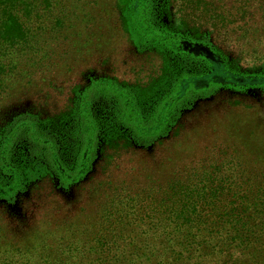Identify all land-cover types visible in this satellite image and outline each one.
<instances>
[{
	"label": "trees",
	"instance_id": "1",
	"mask_svg": "<svg viewBox=\"0 0 264 264\" xmlns=\"http://www.w3.org/2000/svg\"><path fill=\"white\" fill-rule=\"evenodd\" d=\"M98 1L95 19L86 14L72 19L75 0H0V88L22 74L27 87L34 79L52 82L57 73H72L63 69L71 54L58 58L56 46L64 49L63 35L79 25L90 37L97 30L95 51L101 46L98 54L110 58L114 70V62L130 52L160 62L146 85L82 73L60 111L39 123L7 124L0 144L5 183L0 182V264H238L239 253L243 259L244 253L253 256L259 240L264 245V139L249 134L248 122L227 121L223 139L218 126L204 131L202 141L209 135L213 147L205 144L203 157L162 180L138 186L140 177L129 176L115 185L109 175L118 159L151 155L160 147L168 149L171 160L195 155L196 135L187 134L184 120L200 104L210 105L213 117H227L246 104L251 111L258 106L264 118V101H243L264 99V0ZM76 38L68 41L75 52ZM84 52L94 54L90 47ZM183 59L207 68L193 73L180 65ZM104 61L98 58L89 68ZM212 63L217 74L206 79ZM193 78L204 83L197 86ZM49 87L54 85L40 92ZM191 91L203 96L175 113ZM24 150L28 162L15 157ZM100 162L105 179L95 191L92 180H101L95 178ZM130 162L125 172L134 175L138 171ZM45 189L66 211L73 197L77 203L101 198L93 218L102 232L89 237L84 224L76 226L82 215L88 217L82 205L76 209L81 214L62 218L61 229L51 221L28 227L26 215L47 213ZM59 206L49 219L60 214ZM42 231L31 240L32 233Z\"/></svg>",
	"mask_w": 264,
	"mask_h": 264
},
{
	"label": "rangeland",
	"instance_id": "2",
	"mask_svg": "<svg viewBox=\"0 0 264 264\" xmlns=\"http://www.w3.org/2000/svg\"><path fill=\"white\" fill-rule=\"evenodd\" d=\"M96 0H75L74 5L72 8H74L75 13H72L70 15V18L74 19L76 18L79 14L80 15H88V17L94 18V14L96 11V7L94 8ZM102 2H108L107 0H101ZM100 3V0L98 1ZM97 3V4H99ZM104 3H101L103 5ZM71 8V9H72ZM79 11V12H77ZM78 14V15H77ZM95 19V18H94ZM94 28H96L97 23L93 22ZM85 26H78V28H73L67 33L63 35L64 41V46H67L63 48H58L55 43L54 46H56L57 50V55L58 58L66 57L68 59L69 55L71 54V57L66 60L65 65L63 66V69L65 67H70V70L72 73L70 74H59L57 73L55 75V81L48 82L43 79H34V82L30 86H25V79H22V74L21 76L17 77L16 79H12L10 81L4 82V84L1 85L0 88V144L2 145L3 141H6L5 136L8 133V127L7 124L13 120L18 119H24L28 121H33L36 123H39V120L41 118H45L48 115H51V113H57L60 111L65 102V98L69 96L70 90H68L70 85H76L79 84L82 81L81 74L85 73L87 74V77H109L112 78L116 77L115 79L118 80L119 82H125L128 83L129 85H135V84H141V85H146L147 83L151 82V78L156 75V71L158 66L160 65V62L157 60H152V56H139L135 55L133 53H127L126 59L124 61H116L114 62L115 67H117V70H114L112 65L110 64L111 60L110 58H104L103 54H98L101 49V46H98L96 51L95 48L97 46V42L99 43L100 41L97 39L98 37V32L96 30V36L90 37L88 32L84 30ZM92 31V30H91ZM79 32L80 33V39L77 37L76 34ZM74 35V37L79 40L78 46L75 48L77 49V52L73 51L72 46L70 43H68L69 39ZM89 36V37H88ZM61 39V38H60ZM90 40V42H89ZM87 42V43H86ZM60 43V41H59ZM91 48L92 51H94V54H90V52H84L87 48ZM195 48V47H194ZM198 50V48H195ZM207 52H205L206 55ZM207 57L212 60L208 55ZM100 58L101 60H105L102 64L98 62L97 64H93L91 68H89L90 64L93 63V61L97 60ZM128 61H130V65L128 64ZM184 63L181 62L180 65H184L187 67L189 65L190 70L193 73H198L201 72L202 69H206L207 67L205 65H202V63L199 61H191L187 62L184 60ZM245 61H251V59L245 58ZM123 62V63H121ZM250 67V66H248ZM21 69H25L24 66H21ZM63 69L59 70V72H63ZM188 73L189 70L187 71ZM217 74L213 70V63L210 71L208 72V75L204 76V78H210L213 79V77ZM66 76V77H64ZM195 85L199 86L203 84L204 79H197L193 78ZM48 83H52L54 85L53 88L49 87V89H46L45 92H40L41 89H44ZM200 96H203V94H200L195 91H191L190 94L187 97H184L175 107V113L177 112L178 109H186L190 106L192 102H194L197 98ZM239 98H242L240 96H237ZM100 96H96L95 100H100ZM244 103L251 102L254 105L259 104L261 101H264V99H254V100H243ZM196 103V102H195ZM194 103V104H195ZM96 105V107L99 108V110L102 108V105H98L94 101L93 108ZM148 106V105H147ZM210 105L206 104H200L197 106L195 112L192 115L186 116V119L184 120L185 124L188 126V133L187 134H192L196 135V141H195V146L194 148V153L195 155H183L182 160H171L170 155L168 154V149H165V147H160L158 149H154V152L151 155H147V153L144 154H137L136 156H133L132 158H126L125 156L123 158L118 159L116 163L113 164V167L111 168V173H110V178L115 182V185H118L121 183L122 180L127 179L130 180L131 176L133 179L140 177L138 179L139 185H142L144 183H149L150 181L154 180L155 178L158 179H163L164 177H167L171 172L176 169H178L180 166L183 165H189L193 160H199L200 157H203V155L208 152L207 150H202L204 145L207 144L209 146L213 147V143L216 142L214 139H212L209 135L206 136L205 143L202 141V137L204 134V131L208 130L209 128L212 130L213 127H219V131L222 133V136L220 137L221 139L226 138V129L229 127V124L227 121L230 120L231 122L235 123H242L244 121L248 122L250 125L249 129V134L250 135H255V132L257 133V136L260 139H264V118L260 120L259 114L261 113V110L259 109L258 106L255 107L254 111H251L248 109V106H240L238 109H233L231 111V115L227 117H213V114L211 112L212 109L209 107ZM213 106V104H212ZM150 108L147 109L149 111ZM208 114L209 116H206ZM149 115V113H148ZM39 119V120H38ZM192 131V132H191ZM208 134V133H207ZM191 138V136H189ZM184 142V140H183ZM143 143H149L148 141H144ZM0 145V146H1ZM172 144L168 145V148L171 147ZM19 154V155H18ZM16 158H22L25 162L30 161L29 155L23 151V154H20L19 152L15 153ZM131 160V164L134 165L137 169V173L134 175H131V173L128 175L125 171L127 169L128 162ZM159 162H162L159 164ZM26 164V163H24ZM159 164V165H158ZM163 164V166H161ZM158 165L159 167H156ZM104 163H96L95 168H96V177L101 179L100 181L94 179L92 180V187L96 191V184L100 183L105 179V168H104ZM120 168L121 170L118 171ZM1 174V173H0ZM107 175V173H106ZM152 176V177H151ZM8 179V178H5ZM3 175L0 177V182L4 183L3 181ZM9 181H11L9 179ZM5 184V183H4ZM99 190V188L97 189ZM40 195V193L36 192L35 195ZM42 194H46V198H44V201H46V207H47V213L46 212H40L42 215L39 216H33V215H26L25 216V221L26 225L28 227H37V225H42L46 226L48 222L51 221V225L55 226L56 228H62L66 223L62 218L64 219V216L67 215L70 217H74L80 213L76 212L77 207H84L85 208V213H88L85 218V215H82L81 218L78 220L79 222L76 226H81L85 227L86 232L89 233V237L96 234H100L102 232V229L99 230L100 224L98 220L95 217L94 214L97 212V205L101 198L96 199L88 202H78L80 200H73L70 199V210L66 211L64 210L66 206H64V203L58 199H55L54 197H50L49 191L47 189L42 191ZM35 199V197H34ZM29 202L26 201L24 202V206L28 205ZM22 205V208H23ZM59 206L57 209L61 210L60 214L58 216H52L51 219H49V216L47 215L49 212H52L55 210L56 206ZM82 205V206H81ZM96 208V211H95ZM65 211V212H64ZM77 220V219H76ZM88 222L93 223L92 227L89 226ZM44 233L43 231L40 233H32L31 237L33 240L35 237H37L39 234ZM128 233V232H127ZM134 235V234H133ZM88 237V238H89ZM29 239V240H30ZM51 240H47L46 243L50 242ZM135 244H137L135 240ZM127 245V244H125ZM132 246L129 247L131 250ZM3 253L0 252V257H3ZM245 258H242V254L239 253V257L241 259L237 262L238 264H264V245L263 243L259 240L257 243V251H254V255L252 256L249 253H244ZM233 259L229 260L232 261Z\"/></svg>",
	"mask_w": 264,
	"mask_h": 264
}]
</instances>
